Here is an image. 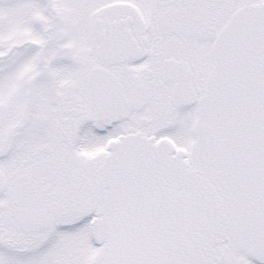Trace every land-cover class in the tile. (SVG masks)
Returning a JSON list of instances; mask_svg holds the SVG:
<instances>
[{"label": "snow or ice", "instance_id": "obj_1", "mask_svg": "<svg viewBox=\"0 0 264 264\" xmlns=\"http://www.w3.org/2000/svg\"><path fill=\"white\" fill-rule=\"evenodd\" d=\"M0 264H264V0H0Z\"/></svg>", "mask_w": 264, "mask_h": 264}]
</instances>
